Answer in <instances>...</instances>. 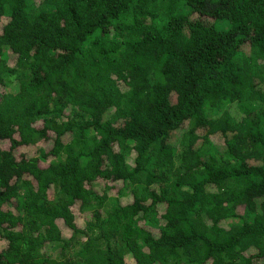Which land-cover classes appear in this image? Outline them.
<instances>
[{"label":"trees","instance_id":"1","mask_svg":"<svg viewBox=\"0 0 264 264\" xmlns=\"http://www.w3.org/2000/svg\"><path fill=\"white\" fill-rule=\"evenodd\" d=\"M0 264H264V0H0Z\"/></svg>","mask_w":264,"mask_h":264}]
</instances>
